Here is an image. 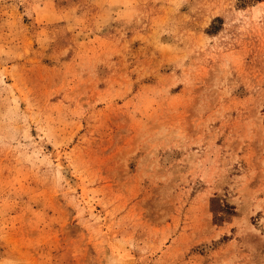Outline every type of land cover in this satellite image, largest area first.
Returning <instances> with one entry per match:
<instances>
[{"label":"rangeland","instance_id":"1","mask_svg":"<svg viewBox=\"0 0 264 264\" xmlns=\"http://www.w3.org/2000/svg\"><path fill=\"white\" fill-rule=\"evenodd\" d=\"M0 264H264V0H0Z\"/></svg>","mask_w":264,"mask_h":264}]
</instances>
